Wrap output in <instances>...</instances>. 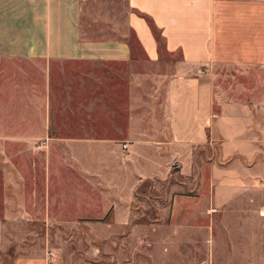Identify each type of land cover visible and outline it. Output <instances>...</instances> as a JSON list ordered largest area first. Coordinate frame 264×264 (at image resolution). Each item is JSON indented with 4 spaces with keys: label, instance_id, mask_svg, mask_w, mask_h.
I'll use <instances>...</instances> for the list:
<instances>
[{
    "label": "crops",
    "instance_id": "0c3cea01",
    "mask_svg": "<svg viewBox=\"0 0 264 264\" xmlns=\"http://www.w3.org/2000/svg\"><path fill=\"white\" fill-rule=\"evenodd\" d=\"M227 65L264 72V0H0V264H49L65 203L151 264H264V108Z\"/></svg>",
    "mask_w": 264,
    "mask_h": 264
},
{
    "label": "rangeland",
    "instance_id": "374dc122",
    "mask_svg": "<svg viewBox=\"0 0 264 264\" xmlns=\"http://www.w3.org/2000/svg\"><path fill=\"white\" fill-rule=\"evenodd\" d=\"M1 65L4 66V64ZM255 69L258 71L251 69L250 72L249 69H243L240 66L227 65L214 67L211 72H214V85L218 84L230 94V96L226 95V99L253 100L257 107L264 108V80H260L264 77V72L260 71L263 66H257ZM249 94L253 96L250 97ZM262 146L264 149V145ZM71 197L70 194L69 198ZM72 205L65 203L63 220L66 218L69 222L52 221L42 226L44 237L47 238L43 243L48 248L49 264H151L148 255V249L151 248L148 245L150 242L144 239L136 242H125L124 239H120V242L114 243L113 247L104 242L95 244L93 238L104 240L110 233H114L117 227L109 223L105 224L109 218L96 220L98 217H95L92 211L88 213L86 210L89 207L85 204L78 203L81 207ZM72 208H81V210H76V214H73ZM51 212L55 215V212Z\"/></svg>",
    "mask_w": 264,
    "mask_h": 264
},
{
    "label": "built area",
    "instance_id": "2783aa9c",
    "mask_svg": "<svg viewBox=\"0 0 264 264\" xmlns=\"http://www.w3.org/2000/svg\"><path fill=\"white\" fill-rule=\"evenodd\" d=\"M123 148H126V145L125 144L123 145Z\"/></svg>",
    "mask_w": 264,
    "mask_h": 264
}]
</instances>
